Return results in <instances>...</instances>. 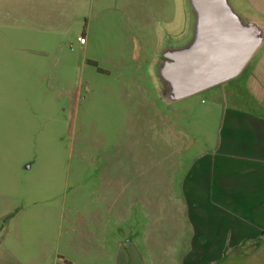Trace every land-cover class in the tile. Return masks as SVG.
<instances>
[{
  "label": "rangeland",
  "instance_id": "rangeland-1",
  "mask_svg": "<svg viewBox=\"0 0 264 264\" xmlns=\"http://www.w3.org/2000/svg\"><path fill=\"white\" fill-rule=\"evenodd\" d=\"M8 3L16 13L56 5L62 21L55 33L15 12L0 22L11 37V62L0 64V229L18 228L27 246L46 231L58 245L70 220L88 227L98 212L109 264L130 243L144 264L189 262L183 182L215 145V88L170 101L156 71L166 46L192 36L187 1ZM224 253L226 264H260L264 248Z\"/></svg>",
  "mask_w": 264,
  "mask_h": 264
},
{
  "label": "crops",
  "instance_id": "crops-1",
  "mask_svg": "<svg viewBox=\"0 0 264 264\" xmlns=\"http://www.w3.org/2000/svg\"><path fill=\"white\" fill-rule=\"evenodd\" d=\"M8 1L0 0V22L7 23L16 13ZM230 3L245 21L264 29V0ZM16 9V15L33 21L35 29L44 31L48 26L49 32H59L62 13L56 5L22 4ZM86 43L85 39L79 45ZM10 50L11 37L1 29L0 64L6 68ZM210 88H215L212 104L219 113L217 136L213 149L204 152L184 178L183 193L194 228L189 244L196 251L184 264H226L234 257L227 258L224 251L264 248V38L239 75ZM88 217V227L78 225L77 217L70 220L59 233L64 243L58 245L46 231L41 240L27 246L18 228L0 229V264H109V246L100 229L103 218L98 212ZM116 261L144 264L131 243L126 254L120 249ZM259 262L264 264V256Z\"/></svg>",
  "mask_w": 264,
  "mask_h": 264
},
{
  "label": "water",
  "instance_id": "water-1",
  "mask_svg": "<svg viewBox=\"0 0 264 264\" xmlns=\"http://www.w3.org/2000/svg\"><path fill=\"white\" fill-rule=\"evenodd\" d=\"M186 1L192 36L186 44L166 46L156 70L170 101L239 75L264 38V29L245 21L230 0Z\"/></svg>",
  "mask_w": 264,
  "mask_h": 264
},
{
  "label": "built area",
  "instance_id": "built-area-1",
  "mask_svg": "<svg viewBox=\"0 0 264 264\" xmlns=\"http://www.w3.org/2000/svg\"><path fill=\"white\" fill-rule=\"evenodd\" d=\"M84 38L81 36V37H79V39H78V41H79V43H83L84 42Z\"/></svg>",
  "mask_w": 264,
  "mask_h": 264
}]
</instances>
